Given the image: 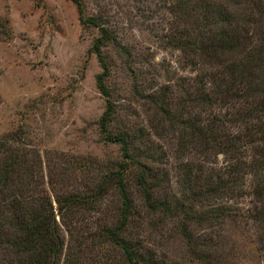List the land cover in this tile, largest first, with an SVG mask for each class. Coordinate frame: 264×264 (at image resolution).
<instances>
[{"label":"trees","instance_id":"1","mask_svg":"<svg viewBox=\"0 0 264 264\" xmlns=\"http://www.w3.org/2000/svg\"><path fill=\"white\" fill-rule=\"evenodd\" d=\"M70 1L79 23L97 29L88 47L100 67L95 84L104 101L97 128L105 141L119 145L121 155L52 162L25 148L22 128L0 137V264H165L133 235L138 225L133 193L148 214L178 216L190 251L205 256L199 249L214 244L193 240L186 222L220 216L195 212V203L238 195L245 176L251 206L234 212L233 219L247 225L264 264V0H164L171 21L168 41L195 70L175 108L205 111L197 117L198 108L182 121L170 115L167 125L178 126L201 152L214 149L222 157L218 172H184L189 194L183 202L154 198L148 158L136 153L133 136L109 128L115 112L104 83L109 66L102 46L119 54L125 50L96 16L83 14L80 0ZM131 80L133 91L141 93L135 75ZM163 94H150L151 101L167 113ZM215 110L217 115L210 114Z\"/></svg>","mask_w":264,"mask_h":264},{"label":"rangeland","instance_id":"2","mask_svg":"<svg viewBox=\"0 0 264 264\" xmlns=\"http://www.w3.org/2000/svg\"><path fill=\"white\" fill-rule=\"evenodd\" d=\"M80 2L83 14L96 16L125 50L119 54L112 46H102L109 66L104 83L115 112L109 128L133 136L136 153L148 158L153 197L183 202L189 194L184 172H218L222 157L214 149L201 152L187 142L178 126L167 125L168 116L182 121L200 108H175L180 88L189 83L195 70L168 41L171 21L166 2ZM96 35V27L79 23L70 0H0V137L22 128L25 148H35L40 158L52 162L56 158H120L119 145L105 141L97 128L104 101L95 84L100 67L88 51ZM132 75L141 93L133 91ZM157 92H164L169 112L151 101L150 94ZM200 110L197 117L205 115ZM210 114L217 115L216 110ZM242 180L238 195H212L195 203V212L220 216L186 222L193 240L207 238L214 244L199 249L205 256L196 257L190 251L179 233L178 216L148 214L133 193L138 222L133 229L135 239L165 264H261L247 225L233 219L234 212H244L252 202L246 193V176ZM220 211H224L222 216Z\"/></svg>","mask_w":264,"mask_h":264}]
</instances>
